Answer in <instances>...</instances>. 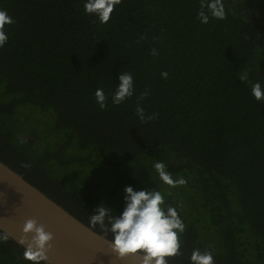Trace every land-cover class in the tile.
I'll use <instances>...</instances> for the list:
<instances>
[{"label": "trees", "instance_id": "1", "mask_svg": "<svg viewBox=\"0 0 264 264\" xmlns=\"http://www.w3.org/2000/svg\"><path fill=\"white\" fill-rule=\"evenodd\" d=\"M223 2L226 18L203 24L200 0H120L107 23L85 0H0L14 19L0 159L99 233L90 214L103 202L119 215L126 186L171 192L185 231L169 263L198 248L215 264H264V102L251 95L264 84V0ZM125 72L135 91L115 105ZM155 162L186 184H163ZM23 253L0 241V264H31Z\"/></svg>", "mask_w": 264, "mask_h": 264}, {"label": "clouds", "instance_id": "2", "mask_svg": "<svg viewBox=\"0 0 264 264\" xmlns=\"http://www.w3.org/2000/svg\"><path fill=\"white\" fill-rule=\"evenodd\" d=\"M120 0H85L84 10L94 15L101 23H107L110 14ZM224 20L226 10L223 0H200L197 19L207 24L209 19ZM14 23L13 17L0 9V48L9 39L6 26ZM155 55V51L153 52ZM167 77V72L161 73ZM134 80L131 73L118 76V84L112 95V103L119 105L134 94ZM148 95H141V99ZM251 95L257 102H264V84L257 81L251 86ZM96 103L106 106V95L102 88L95 92ZM137 115L145 119L143 107L137 106ZM154 117H147L153 119ZM153 168L160 181L175 188L186 184L183 177L173 178L163 162H155ZM171 192L163 193L155 189L134 190L132 186L124 188V208L116 215L103 202L90 214L89 221L93 227L98 226L104 236L111 234V250L118 259L138 257L139 264H169V259L180 255V237L185 231V224L178 213L177 206L166 204ZM23 235L17 243L24 248L23 258L31 264H48L53 234L35 219H27L22 228ZM28 234H32L28 238ZM10 238L6 232H0V241ZM189 264H215L211 250L194 249L189 257Z\"/></svg>", "mask_w": 264, "mask_h": 264}, {"label": "water", "instance_id": "3", "mask_svg": "<svg viewBox=\"0 0 264 264\" xmlns=\"http://www.w3.org/2000/svg\"><path fill=\"white\" fill-rule=\"evenodd\" d=\"M27 219L37 220L53 234L48 264H139L138 257L118 259L111 250L110 238L0 159V230L17 243ZM31 235L28 234L29 239Z\"/></svg>", "mask_w": 264, "mask_h": 264}]
</instances>
